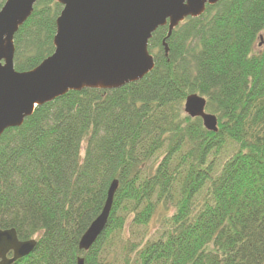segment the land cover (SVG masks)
Returning <instances> with one entry per match:
<instances>
[{
	"label": "trees",
	"instance_id": "trees-1",
	"mask_svg": "<svg viewBox=\"0 0 264 264\" xmlns=\"http://www.w3.org/2000/svg\"><path fill=\"white\" fill-rule=\"evenodd\" d=\"M60 11L37 0L14 36L16 71L53 53ZM166 34L139 82L69 92L0 137V229L36 241L12 264H264V0L206 6L165 57ZM193 94L215 133L183 112ZM114 180L106 227L80 251Z\"/></svg>",
	"mask_w": 264,
	"mask_h": 264
},
{
	"label": "water",
	"instance_id": "water-1",
	"mask_svg": "<svg viewBox=\"0 0 264 264\" xmlns=\"http://www.w3.org/2000/svg\"><path fill=\"white\" fill-rule=\"evenodd\" d=\"M61 6L55 20L53 53L35 68L14 69V36L29 19L37 0H5L0 9V137L19 128L35 109L85 89L111 91L142 80L155 66L148 51L152 35L166 28L165 40L187 18L203 15L221 0H54ZM204 98L186 97L183 112L199 118L215 133L217 119L205 112ZM118 188L109 185L99 216L81 236L88 251L104 231ZM35 240L20 241L14 229H0V264H12L34 251ZM10 255V256H9ZM9 256V257H8ZM76 264H83L78 258Z\"/></svg>",
	"mask_w": 264,
	"mask_h": 264
},
{
	"label": "rangeland",
	"instance_id": "rangeland-1",
	"mask_svg": "<svg viewBox=\"0 0 264 264\" xmlns=\"http://www.w3.org/2000/svg\"><path fill=\"white\" fill-rule=\"evenodd\" d=\"M207 113H208V112H207ZM155 227H156V224H155V223H152V224H151V230H152V231L150 232V236H151V237L153 236V233H154V234L157 233V230H156ZM140 232L142 233V231H140ZM140 236H141V235H139V237H140Z\"/></svg>",
	"mask_w": 264,
	"mask_h": 264
}]
</instances>
